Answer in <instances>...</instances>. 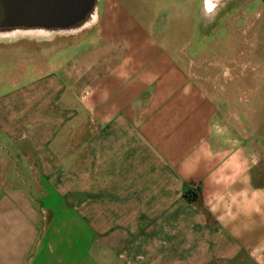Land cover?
Masks as SVG:
<instances>
[{"label":"crops","instance_id":"0c3cea01","mask_svg":"<svg viewBox=\"0 0 264 264\" xmlns=\"http://www.w3.org/2000/svg\"><path fill=\"white\" fill-rule=\"evenodd\" d=\"M125 11L0 81V264H264V86L200 81L189 38Z\"/></svg>","mask_w":264,"mask_h":264},{"label":"rangeland","instance_id":"374dc122","mask_svg":"<svg viewBox=\"0 0 264 264\" xmlns=\"http://www.w3.org/2000/svg\"><path fill=\"white\" fill-rule=\"evenodd\" d=\"M97 7L80 27L66 31L44 29H0V81L12 82L17 69L44 70L51 56L66 48L77 49L78 45L96 32L99 16L103 15V3ZM127 10L121 18L166 25V30L175 34L185 44L184 48L193 53L198 51L195 62V75L202 82L223 83L232 86L236 83L254 86L260 82L264 86V56L260 54L255 30L261 17L260 0H116ZM246 28L249 41L246 44L244 66L239 68L237 59L230 57L232 48L237 47L236 36ZM159 32V29H156ZM259 31V29H258ZM124 33L123 31L119 32ZM83 45V44H82ZM84 46H82L83 48ZM229 54V57L226 56ZM61 63L62 58L54 59ZM10 67L9 69L6 66ZM244 69V70H243ZM26 80L29 74L25 75ZM246 89L249 101L264 100V89L253 92ZM237 95L234 94V98ZM236 99V98H235ZM260 105L249 115L260 116ZM264 137V131L259 132ZM258 133V134H259Z\"/></svg>","mask_w":264,"mask_h":264},{"label":"water","instance_id":"95a60500","mask_svg":"<svg viewBox=\"0 0 264 264\" xmlns=\"http://www.w3.org/2000/svg\"><path fill=\"white\" fill-rule=\"evenodd\" d=\"M97 5L98 0H0V29L72 30Z\"/></svg>","mask_w":264,"mask_h":264},{"label":"bare ground","instance_id":"6f19581e","mask_svg":"<svg viewBox=\"0 0 264 264\" xmlns=\"http://www.w3.org/2000/svg\"><path fill=\"white\" fill-rule=\"evenodd\" d=\"M206 4H207L208 9H210L211 8V0H207Z\"/></svg>","mask_w":264,"mask_h":264},{"label":"flooded vegetation","instance_id":"af4514ba","mask_svg":"<svg viewBox=\"0 0 264 264\" xmlns=\"http://www.w3.org/2000/svg\"><path fill=\"white\" fill-rule=\"evenodd\" d=\"M84 24V23H83Z\"/></svg>","mask_w":264,"mask_h":264}]
</instances>
